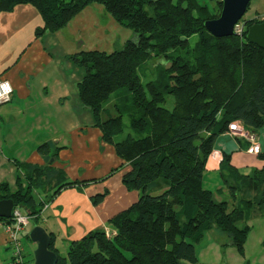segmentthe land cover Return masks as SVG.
Returning a JSON list of instances; mask_svg holds the SVG:
<instances>
[{
	"label": "trees",
	"instance_id": "trees-1",
	"mask_svg": "<svg viewBox=\"0 0 264 264\" xmlns=\"http://www.w3.org/2000/svg\"><path fill=\"white\" fill-rule=\"evenodd\" d=\"M211 1L217 2L216 14L200 0H0V13L19 5L38 10L44 24L37 38L63 31L93 4L103 5L134 33L120 50L80 51L71 59L85 71L78 84L83 107L93 113L101 140L130 166L123 184L139 192V200L109 220L110 236L94 230L71 241L65 256L50 233L57 264H204L196 244L213 229L244 255L249 220L264 217V167L243 175L225 154L220 176L228 200H217L204 178L217 138L232 124L256 134L264 129V49L247 41L248 28L264 20L248 21L241 36L216 38L204 23L220 16L223 0ZM152 61L154 71L148 74ZM112 108L117 115H111ZM126 116L131 129L144 136L116 140ZM60 150L51 141L40 145L45 166L15 162L26 184L18 179L14 191L0 184V200H14L33 227L62 190L87 183L69 182L64 169L53 167ZM52 183L55 191L40 200L41 189L47 193ZM106 193L95 196L94 205ZM26 236L31 240L29 232Z\"/></svg>",
	"mask_w": 264,
	"mask_h": 264
},
{
	"label": "crops",
	"instance_id": "crops-1",
	"mask_svg": "<svg viewBox=\"0 0 264 264\" xmlns=\"http://www.w3.org/2000/svg\"><path fill=\"white\" fill-rule=\"evenodd\" d=\"M43 24L40 13L31 5L0 13V81H10L14 88L12 99L0 104V184H9L12 191L17 188L18 179L26 184L25 175L15 162L45 166L38 153L40 145L51 141L62 148L53 167L64 169L69 182L87 183L62 190L42 211L37 226L55 236L58 249L60 243L69 246L71 241L94 230H110L109 220L135 204L140 194L124 186L123 176L130 166L116 155L112 145L101 140L102 132L96 127L93 113L83 107L78 84L85 71L71 59L81 50L64 43V39L76 40L69 31L70 24L66 29L72 40L63 31L37 38L35 32ZM258 138L264 154V129ZM248 148L243 137L230 132L220 135L207 161L204 186L206 180L216 177L222 186L220 171L225 154L231 156L230 164L243 175L262 169L264 160L248 154ZM54 184L47 187V193L41 189L40 200L55 191ZM105 193L104 200L94 205V197ZM31 261L26 254V264ZM0 264H12L3 222Z\"/></svg>",
	"mask_w": 264,
	"mask_h": 264
},
{
	"label": "rangeland",
	"instance_id": "rangeland-1",
	"mask_svg": "<svg viewBox=\"0 0 264 264\" xmlns=\"http://www.w3.org/2000/svg\"><path fill=\"white\" fill-rule=\"evenodd\" d=\"M207 4L213 13H218L217 2L211 0H200ZM79 16V15H78ZM71 21L69 31L76 38L73 42H68L64 39V43L68 47L80 49L81 51H101L112 53L122 49L129 40L134 38V33L129 28L119 24L101 4H93L87 7L83 13ZM251 20H264V0H252L251 6L243 19L239 22L245 26ZM198 40V36L191 38L192 43ZM61 50V48H60ZM155 61V60H154ZM152 62L146 67L147 73L152 70ZM146 70V69H145ZM144 70L140 73L143 74ZM84 73V71H82ZM115 99V97H113ZM111 104V103H109ZM173 99H169L168 108H173ZM109 106V105H108ZM111 115H117V112L112 108ZM124 132L117 136L116 140H123L129 134L136 137L144 136L134 132L130 127L129 117L124 118ZM217 182V184L215 183ZM209 183L211 186H209ZM208 189L215 193L217 200H228L229 191L224 183H218L217 177L213 181L206 180L205 183ZM219 186V187H218ZM248 224L251 227L245 244V253L241 255L237 249L231 245V239L218 230H210L205 234L203 240L196 244L197 255L201 263L204 264H264V217H253ZM33 228L31 222L25 234L20 235V240L25 248L27 257L32 260L30 264H34V251L37 247L35 243L27 238V232L30 233ZM32 246V247H31ZM68 246L61 244L58 251L62 256L67 255Z\"/></svg>",
	"mask_w": 264,
	"mask_h": 264
},
{
	"label": "water",
	"instance_id": "water-1",
	"mask_svg": "<svg viewBox=\"0 0 264 264\" xmlns=\"http://www.w3.org/2000/svg\"><path fill=\"white\" fill-rule=\"evenodd\" d=\"M223 8L218 18L204 23L205 29L216 38L230 37L236 34L235 28L247 12L252 0H223ZM67 39H73L67 29L63 30ZM247 41L264 49V21L251 25L247 31ZM15 202L12 199L0 200V218L9 219L13 215ZM30 239L37 245L34 251V264H57L58 255L50 250V234L42 226L30 231Z\"/></svg>",
	"mask_w": 264,
	"mask_h": 264
},
{
	"label": "built area",
	"instance_id": "built-area-1",
	"mask_svg": "<svg viewBox=\"0 0 264 264\" xmlns=\"http://www.w3.org/2000/svg\"><path fill=\"white\" fill-rule=\"evenodd\" d=\"M235 32L237 35L244 34V25L238 23ZM14 94V88L10 81H0V104L9 102ZM230 133L236 136L245 138L249 143L247 150L248 154L259 155L262 151L258 134L246 130L244 127L238 124H232L230 126ZM11 223H4V228L8 236V244L12 250V264H26L25 248L20 240V235L24 234L28 225L30 224V216L25 214L20 209H14L11 217ZM111 231L107 230V235H111Z\"/></svg>",
	"mask_w": 264,
	"mask_h": 264
}]
</instances>
